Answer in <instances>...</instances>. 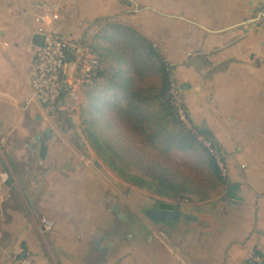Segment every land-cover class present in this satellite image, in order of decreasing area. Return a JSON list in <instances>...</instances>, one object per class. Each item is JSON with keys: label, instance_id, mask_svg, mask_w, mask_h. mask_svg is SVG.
<instances>
[{"label": "crops", "instance_id": "obj_1", "mask_svg": "<svg viewBox=\"0 0 264 264\" xmlns=\"http://www.w3.org/2000/svg\"><path fill=\"white\" fill-rule=\"evenodd\" d=\"M116 1L0 0V264L22 258L32 264H248L255 252L264 253V0L165 1L164 7L180 2L167 17L185 25L181 32L193 26L197 33L195 46L186 37L166 39L162 52L190 124L210 129L223 153L241 151L239 142L225 138L231 127L258 134L252 142L260 147L256 158L240 161L217 154L225 169L226 208L208 214L186 207L181 210L195 220L168 226L144 216L148 230L132 235L108 232L116 218L109 219L102 170L89 164L79 131L78 51L68 53L61 73V110L48 114L31 99L28 84L33 49L42 41L38 27H50L78 49L97 18L116 13ZM41 15L45 24L36 22ZM46 128L50 137L33 142ZM43 215L53 222L45 233L38 223Z\"/></svg>", "mask_w": 264, "mask_h": 264}, {"label": "trees", "instance_id": "obj_2", "mask_svg": "<svg viewBox=\"0 0 264 264\" xmlns=\"http://www.w3.org/2000/svg\"><path fill=\"white\" fill-rule=\"evenodd\" d=\"M125 3L129 4L128 1ZM83 44L95 57L97 66L81 82V92L86 104H80L78 108L80 133L110 171L130 185L176 201L174 205H179L182 199L187 203L193 202L192 198L185 197L188 190L172 180L164 169L147 168L145 176L125 171L120 164L122 159L107 150L104 141L93 128L96 122L93 115L101 116L105 106L117 112L119 120L127 129L164 153L202 148L209 154L208 164L213 175L224 183L225 179L216 162L217 153H212L213 145L210 143V148L205 147L198 140L202 133L190 122L189 125L183 123L177 114L171 95V82H177L173 77L172 66L165 60L155 42L130 24L101 17L95 20V30ZM150 75L157 76L158 85L143 87V80ZM102 83L105 90L98 91ZM177 84L181 90L180 84ZM110 91L116 92L112 95L113 100L106 97ZM182 107L186 112L183 103ZM203 139L208 142L211 140L209 135H203ZM205 199V196L199 198L200 201ZM255 256L263 259L264 253L255 252Z\"/></svg>", "mask_w": 264, "mask_h": 264}, {"label": "rangeland", "instance_id": "obj_3", "mask_svg": "<svg viewBox=\"0 0 264 264\" xmlns=\"http://www.w3.org/2000/svg\"><path fill=\"white\" fill-rule=\"evenodd\" d=\"M125 1H128L129 4L125 3ZM165 1L167 0H117V11L114 15L109 17L123 23L138 26L142 33L151 38V40L158 45L161 52L164 51L165 45L167 41H169L166 39L180 41L181 39L184 40L186 37L187 41L195 46L194 43H192V40H195L197 36V33L194 32L196 30L195 27L189 26V31L187 33L181 32L180 28L185 25L174 22L167 17L169 11L174 13L178 12L176 10L179 9L180 2L174 1L170 4V7L169 5L164 7V4H166ZM191 3L195 4V1ZM181 9L185 11L183 6ZM188 19L195 21L193 16ZM94 30L95 25L91 33ZM150 85H158V78L156 75H150L143 80V87ZM97 90L104 91V84L102 83ZM114 93L116 92L110 91L107 93L106 97L109 100H113L112 95ZM117 98L119 99V92L117 93ZM82 104H86V100L83 99L81 105ZM215 106L216 103H213L208 108L209 110H213ZM263 115L264 114H262V116ZM97 116V114L93 115V118H96V122L93 124L94 131L100 139L104 141L107 150L115 157H120L122 159L120 164L124 166L126 172L145 176L147 175V168L157 170L164 169L172 180L178 184H182L184 188L188 190L185 197L193 199L192 203H187L184 199L180 200L179 205L182 210H185L186 207L192 212L204 209L205 212L209 214L212 211H216L221 206H225L226 208V203L222 202V199L225 198L227 193L225 188L226 184L225 182L222 183L219 181L213 175L208 164L209 154L205 150L197 148V150L194 151H171L169 153H164L159 148H153L151 145L144 142L140 136L127 129L124 123L119 120L117 112L109 109L108 106L103 107L101 116ZM79 131H81L80 128ZM199 131L203 135H209L211 139L209 140L210 142L204 140L202 134L198 137V140H201L205 147H207V143H211L213 145L212 153H217L224 158H238L239 161L245 158L248 159L249 157L256 158L257 156L259 145L255 146L253 142L259 137L258 134L250 136L247 135L246 131L243 129H235V127L228 128L225 138L229 143H231V140L239 142L237 149L241 151H239L238 154L234 149H231L229 152L224 151L223 153L221 147L219 148V145L215 143L216 140L214 139L213 141L215 137H213L210 129H200ZM84 139L89 147V149L87 147L89 164L92 166V161H97L99 164L98 167L102 170L100 176L101 181L105 184V191L109 200V219L111 215L116 218L113 227L109 226L108 232H115V228H119V234L127 232L132 235L134 234V230L138 231L141 229V231L145 232L148 230V221L144 218L142 213L143 209L159 204L161 201L170 205L177 203L176 201H170L164 197L158 196L151 191L124 182L115 173L110 171L105 162L96 156L92 146L85 137ZM230 164L233 165L232 162H230ZM241 166L243 167V165ZM224 172L220 168L221 176L225 175ZM189 191L191 192L189 193ZM230 191L233 192L234 190L232 189ZM230 195H233V193ZM202 196H205L206 199L200 201L199 198ZM113 204L118 205V210L115 211L117 216L115 212H112ZM118 214H124V217L118 220ZM161 231V227L156 230L157 233ZM261 259L262 258L252 256L248 264L256 263Z\"/></svg>", "mask_w": 264, "mask_h": 264}, {"label": "built area", "instance_id": "obj_4", "mask_svg": "<svg viewBox=\"0 0 264 264\" xmlns=\"http://www.w3.org/2000/svg\"><path fill=\"white\" fill-rule=\"evenodd\" d=\"M46 19V15H41L36 18V22L45 24ZM37 33L41 36L42 41L40 45L33 49V60L29 71L28 84L31 90V99L37 102L48 114L52 115L63 108L62 97L65 86L61 80V73L66 67L68 53L70 51H78L75 55L74 73L81 82L84 77L93 72L97 66V61L84 44L77 49L74 44L67 42L48 26L38 27ZM171 95L177 107V114L180 120L189 125L188 117L182 107L181 90L174 81L171 82ZM206 145L210 148L209 143ZM216 160L224 172L223 164L217 157ZM6 179V175L2 174V183ZM38 223L41 233L48 232L53 227V222L44 215L40 216ZM15 263L32 264L31 260L27 258L17 259Z\"/></svg>", "mask_w": 264, "mask_h": 264}, {"label": "water", "instance_id": "obj_5", "mask_svg": "<svg viewBox=\"0 0 264 264\" xmlns=\"http://www.w3.org/2000/svg\"><path fill=\"white\" fill-rule=\"evenodd\" d=\"M50 135L51 130L49 128H46L41 133L35 135V137L33 138V142H37L41 136L48 138L50 137ZM94 164L95 166H99L97 161H95ZM116 209L117 205L114 204L113 210ZM142 213L148 220L155 224H170L179 220L180 218L192 221L195 220V217L192 216L189 212L182 211L179 205H174L172 209H161L154 206L148 207L143 209ZM119 215L123 217L122 214ZM96 248L103 252V250L99 247V241L96 242ZM253 264H264V258Z\"/></svg>", "mask_w": 264, "mask_h": 264}, {"label": "flooded vegetation", "instance_id": "obj_6", "mask_svg": "<svg viewBox=\"0 0 264 264\" xmlns=\"http://www.w3.org/2000/svg\"><path fill=\"white\" fill-rule=\"evenodd\" d=\"M154 207H157V208H161V209H172L174 207V205H170V204H166L165 202L161 201L159 202V204H155L153 205ZM151 206V207H153ZM143 211V210H142ZM122 216L124 217V214H122ZM118 217L119 218H123L121 217L119 214H118ZM146 218V217H145ZM147 219V218H146ZM148 220V219H147ZM151 222V221H150ZM153 223V222H152ZM173 223V222H172ZM170 223V224H172ZM170 224H159L160 226H168ZM134 232H136V230H134Z\"/></svg>", "mask_w": 264, "mask_h": 264}]
</instances>
